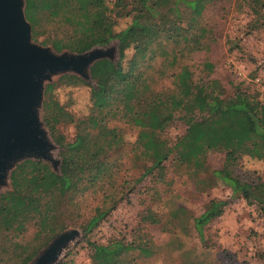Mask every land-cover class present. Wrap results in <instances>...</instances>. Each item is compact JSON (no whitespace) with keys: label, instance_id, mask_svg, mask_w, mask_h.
Segmentation results:
<instances>
[{"label":"trees","instance_id":"obj_1","mask_svg":"<svg viewBox=\"0 0 264 264\" xmlns=\"http://www.w3.org/2000/svg\"><path fill=\"white\" fill-rule=\"evenodd\" d=\"M125 1L114 3L117 7ZM208 1L129 0L125 14L129 22L114 31L106 0H22L31 41L40 36L38 30L44 16L48 20H66L72 28L66 38L40 40L41 44L49 43L54 52L81 54L111 40L122 48L117 50L110 72L103 79H96L92 72L89 80L61 73L56 80L44 83L40 119L57 147L59 163L54 170L43 160L24 158L8 172L9 189L0 192V233L9 229L21 231L31 222L37 235L45 234L44 241L30 252L22 249L14 264H27L40 247L63 229L57 222L60 204L71 203L85 189L96 190L103 185H108L105 197L115 201L118 192L110 189L117 162L110 155L120 147L123 136L116 126H109V120L122 119L136 129L137 155L148 162L136 181L149 176L161 182L166 172L172 171L184 175L195 192L204 193L215 183L230 191L228 199L209 198L197 214L180 202L165 214L145 206L138 214V223L156 225L168 235L191 230L205 245L206 230L230 199H242L264 217V180L245 179L234 171L241 157L264 164V100L239 86L231 95H225L221 84L213 78L195 82L188 66L178 62L180 56L206 49L202 41L205 29L198 25V20ZM69 7L72 12L62 17ZM159 40L166 42L169 49L162 48L156 54L162 57L157 73L163 76L166 67L174 69L172 87L167 89H155L153 77L141 66L155 55L152 45ZM126 49L131 51L127 58ZM202 66L211 72L208 61ZM58 85H84L89 90L87 114L76 121L71 141L57 132L58 124L74 121L56 99L54 91ZM175 119L185 128L169 141L164 131ZM210 151L222 154L218 167L208 166L206 156ZM109 208H95L81 224V232L89 233ZM86 243L92 264H131L134 254L149 257L154 253L152 242L146 239L125 241L120 237L106 243ZM196 262L182 260L179 264L199 263Z\"/></svg>","mask_w":264,"mask_h":264},{"label":"rangeland","instance_id":"obj_2","mask_svg":"<svg viewBox=\"0 0 264 264\" xmlns=\"http://www.w3.org/2000/svg\"><path fill=\"white\" fill-rule=\"evenodd\" d=\"M18 1L21 4L22 0ZM106 3L110 9L107 14L113 30H121L129 22V17L125 15L130 6L129 0L117 7L114 0H106ZM72 10L69 7L62 13V17L69 15ZM95 16L101 19L99 13ZM198 25L205 29L202 41L206 44V49L190 53L188 56H180L178 60L188 66L192 79L195 82L206 78L216 79L223 87L225 95H231L236 86L250 94L258 95L253 79L259 77L264 81V0H209L201 12ZM71 30L66 20H48L42 17L38 30L40 36L37 37V41H31L32 43L54 54L75 57L91 55L81 74L71 70L49 72L42 81V88L44 83L56 80L61 73H73L89 80L92 72L96 79H103L110 72L117 50L122 48V45L111 40L105 46L95 45L81 54H75L67 50L54 52L49 43H40L44 37L66 38L71 34ZM162 48L169 49V45L162 40L154 43L152 49L155 55L141 64L145 67V72L153 77L155 89L172 87L173 68L166 67L163 76L161 72L157 73L161 68L162 57L156 54ZM124 52L127 58L131 51L126 49ZM205 61L211 64L210 73L202 66ZM54 93L59 103L74 119L58 124L57 132L62 134L66 141H71L76 121L87 114L88 87L58 85ZM41 99L42 94L40 102ZM40 102L34 111L47 141V148L44 150V158L34 156L24 158L43 160L56 170L59 163L58 150L41 122ZM108 124L116 126L123 136L120 147L114 149L110 155L111 159L117 162L113 167L110 189L112 192H118L115 201L105 197L108 185H103L96 190L85 189L75 198L73 197L71 203L60 204L57 222L63 225V229L40 247L27 264H30L61 232L70 235L64 240L56 258L50 264H92L91 251L86 240L106 243L120 237L125 241L146 239L153 244L154 253L151 256L134 254L135 258L131 264H179L182 260L197 261L199 262H196L197 264H264V217L259 214L255 206L247 205L239 198L230 199L224 207L222 216L212 221L209 231L206 230L208 237L205 245L196 239L191 230L189 233L177 230L175 235H168L161 232L156 225L138 223V214L145 206L154 212L165 214L180 202L192 214H197L209 198L228 199L230 191L223 184L215 183L204 193L195 192L184 175H176L172 171L166 172L161 182H155L149 176L136 181L143 171V165L148 164L145 159L137 155L134 144L136 129L122 119L109 120ZM184 128V125L175 119L164 133L169 141H173L183 133ZM206 159L208 166L215 168L219 166L222 154L210 151ZM10 169L0 180V192L9 189L7 176ZM234 171L245 179L258 177L264 180V164L260 162L241 157ZM109 206V210L98 224L89 233L83 234L81 224L93 214L94 209ZM44 239L45 234L37 235L36 227L31 222L26 223L21 231L12 229L2 231L0 264H14L21 256L22 249L30 252Z\"/></svg>","mask_w":264,"mask_h":264},{"label":"water","instance_id":"obj_3","mask_svg":"<svg viewBox=\"0 0 264 264\" xmlns=\"http://www.w3.org/2000/svg\"><path fill=\"white\" fill-rule=\"evenodd\" d=\"M21 4L0 0V180L18 159L44 158L47 141L34 111L43 79L49 72L81 74L91 59L54 54L32 43ZM69 235L59 233L30 264H50Z\"/></svg>","mask_w":264,"mask_h":264},{"label":"built area","instance_id":"obj_4","mask_svg":"<svg viewBox=\"0 0 264 264\" xmlns=\"http://www.w3.org/2000/svg\"><path fill=\"white\" fill-rule=\"evenodd\" d=\"M253 83L255 84L257 88L258 97L264 100V81L260 79L259 77H256L253 79Z\"/></svg>","mask_w":264,"mask_h":264},{"label":"crops","instance_id":"obj_5","mask_svg":"<svg viewBox=\"0 0 264 264\" xmlns=\"http://www.w3.org/2000/svg\"><path fill=\"white\" fill-rule=\"evenodd\" d=\"M222 214H223V212H222ZM222 214H221L220 216H218V218H220V217L222 216ZM215 219H216V218H215ZM215 219H214V220H215Z\"/></svg>","mask_w":264,"mask_h":264}]
</instances>
